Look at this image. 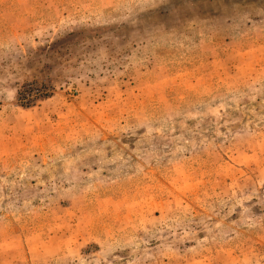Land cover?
Wrapping results in <instances>:
<instances>
[{
  "label": "rangeland",
  "instance_id": "1",
  "mask_svg": "<svg viewBox=\"0 0 264 264\" xmlns=\"http://www.w3.org/2000/svg\"><path fill=\"white\" fill-rule=\"evenodd\" d=\"M0 264H264V0H0Z\"/></svg>",
  "mask_w": 264,
  "mask_h": 264
}]
</instances>
